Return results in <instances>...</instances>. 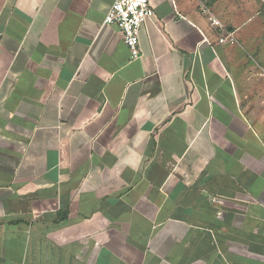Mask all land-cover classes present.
I'll return each mask as SVG.
<instances>
[{"label":"crops","instance_id":"0c3cea01","mask_svg":"<svg viewBox=\"0 0 264 264\" xmlns=\"http://www.w3.org/2000/svg\"><path fill=\"white\" fill-rule=\"evenodd\" d=\"M113 1L0 0V264H264L247 16L149 0L132 60Z\"/></svg>","mask_w":264,"mask_h":264},{"label":"built area","instance_id":"2783aa9c","mask_svg":"<svg viewBox=\"0 0 264 264\" xmlns=\"http://www.w3.org/2000/svg\"><path fill=\"white\" fill-rule=\"evenodd\" d=\"M264 1V0H263ZM199 10L204 14L212 26L221 28L220 22L210 13L207 0H197ZM149 0H114L103 19L104 25H115L121 35L124 45L128 48L132 60L141 56L139 48V32L144 22L153 16ZM234 42L233 33L226 32L219 43ZM264 102V93L262 96Z\"/></svg>","mask_w":264,"mask_h":264},{"label":"rangeland","instance_id":"374dc122","mask_svg":"<svg viewBox=\"0 0 264 264\" xmlns=\"http://www.w3.org/2000/svg\"><path fill=\"white\" fill-rule=\"evenodd\" d=\"M211 4H216L223 18L229 16V11L225 8L228 5H235L236 13L234 19L236 22L247 16L245 25H240L242 40L247 42L246 51L250 53L253 59L264 67V1L263 0H208ZM245 12H242L243 10ZM242 12V13H241Z\"/></svg>","mask_w":264,"mask_h":264}]
</instances>
